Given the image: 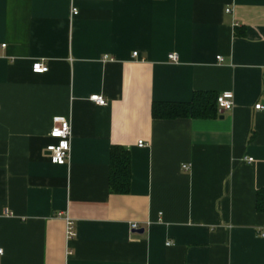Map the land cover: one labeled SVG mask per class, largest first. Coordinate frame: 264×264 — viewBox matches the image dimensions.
I'll use <instances>...</instances> for the list:
<instances>
[{"label":"crops","instance_id":"obj_1","mask_svg":"<svg viewBox=\"0 0 264 264\" xmlns=\"http://www.w3.org/2000/svg\"><path fill=\"white\" fill-rule=\"evenodd\" d=\"M205 91L234 107L153 119ZM256 105L264 0H0V264H264ZM56 118L66 166L46 152ZM114 146L132 157L125 195L110 192Z\"/></svg>","mask_w":264,"mask_h":264},{"label":"trees","instance_id":"obj_2","mask_svg":"<svg viewBox=\"0 0 264 264\" xmlns=\"http://www.w3.org/2000/svg\"><path fill=\"white\" fill-rule=\"evenodd\" d=\"M218 95L213 92H196L190 103H154L152 117L155 120L183 118L214 119L218 116ZM109 187L113 194L125 195L131 187V155L119 146L111 150ZM257 211L264 213V191L257 193Z\"/></svg>","mask_w":264,"mask_h":264},{"label":"built area","instance_id":"obj_3","mask_svg":"<svg viewBox=\"0 0 264 264\" xmlns=\"http://www.w3.org/2000/svg\"><path fill=\"white\" fill-rule=\"evenodd\" d=\"M229 12V11H227ZM73 16L78 15V11L73 9ZM133 57L137 58L138 53H133ZM177 54H170L169 60L172 62L178 61ZM217 60L221 61V57H218ZM32 70L36 74H46L49 72L48 66L43 61H38L34 63ZM92 102H94L98 106H107V102L104 97L99 95H94L90 98ZM219 109L223 111H229L234 107L233 95L231 93H224L218 97L217 100ZM256 110L264 111L263 105H256ZM50 138L54 139L55 142L46 147V152L48 154V158L50 162L57 166H66L69 163L70 155H71V138H72V129L71 124L68 120L63 118H56L54 121V125L50 132ZM143 147V143L139 142V147ZM250 161H252L250 159ZM184 170L187 169V166L183 167ZM6 215H10L6 211ZM138 228L137 224H131V229L136 230ZM74 222L70 218H66V234L67 239H71L74 236ZM260 236L264 238V232L260 233ZM169 245V244H168ZM4 256V251L0 247V257Z\"/></svg>","mask_w":264,"mask_h":264}]
</instances>
